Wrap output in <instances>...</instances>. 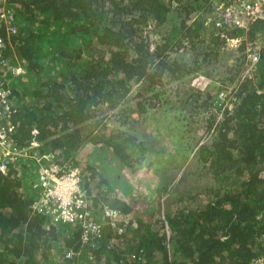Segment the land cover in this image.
I'll return each instance as SVG.
<instances>
[{
	"label": "trees",
	"instance_id": "obj_1",
	"mask_svg": "<svg viewBox=\"0 0 264 264\" xmlns=\"http://www.w3.org/2000/svg\"><path fill=\"white\" fill-rule=\"evenodd\" d=\"M3 1L12 16L7 23L16 27L12 33L6 23L0 29L9 41L5 53L24 68L1 84L10 87L8 97L17 109L10 136L20 145L38 144L56 162L78 166L83 186L94 194L93 207L118 209L129 224L121 234L104 225L99 243L83 245L80 228L52 224L34 210L33 171L24 169L22 176L15 169L0 172V264H251L264 252V21L247 30L223 22L217 31L212 27L217 0ZM226 37L243 40L230 48L238 67L228 68L232 73L205 91L190 86L191 99L181 101L189 100L192 108L184 115L191 135L200 113L223 106L217 100L220 90L228 91L232 105L225 106L220 119L206 118L190 150L196 164L188 185L173 184L162 209L148 204L151 198L135 192L131 183L127 194L109 186L97 172L95 151H108L111 159L147 178L146 167L136 168L151 160V153L164 154L135 134L149 121L159 126L147 106L148 93L158 97L166 90L163 76L181 81L200 68L197 60L187 62L189 56L176 59L180 51L200 53L207 62L227 47ZM255 39L263 42L259 57L244 72L245 43ZM105 105L117 110L123 132L112 133L97 120L96 110ZM169 137L174 148L186 138L184 133ZM85 142L96 147L79 161L76 153ZM69 249L82 252L67 259Z\"/></svg>",
	"mask_w": 264,
	"mask_h": 264
},
{
	"label": "rangeland",
	"instance_id": "obj_2",
	"mask_svg": "<svg viewBox=\"0 0 264 264\" xmlns=\"http://www.w3.org/2000/svg\"><path fill=\"white\" fill-rule=\"evenodd\" d=\"M219 2V0L216 1L219 6L216 12H214L216 21L212 25V27L217 29V31V27L219 26V22L217 20L218 13H221V11H219L221 3ZM221 2H223V0H221ZM5 4L6 3H4V5ZM7 5H10V2H7ZM145 32L149 34L151 39L155 35L151 31V27L149 26L145 28ZM243 38L244 40L249 39L246 34ZM254 43H257L258 46L261 47V44L263 42L262 40L255 39L254 41H249L248 45L254 46ZM224 46L227 45L225 44ZM226 48L221 47V54L217 55L215 58L209 56V58H207V62H204V60L201 59L202 56L200 53L191 54V52L189 53L180 51L179 54L175 56L174 54H172L176 59H181L182 61L187 60L189 56L190 59L187 62L194 65L193 61L197 60L200 68L194 67L197 70L188 74L185 78L180 79L181 81H174L169 78L168 75L163 76L162 83H164V85L162 88L165 87L164 89L166 90L158 97L152 96V93H148L147 95V106L149 108H152L154 117L161 120H159L160 122L158 121L159 126L157 127V122L149 121L148 124H143L139 130H135V134L138 135L139 138L144 139L146 145L155 147L156 149L157 147H159L164 151V154H160L159 152L154 154L151 153V160L143 162L142 166L140 165L136 168L139 171L146 168L147 170H149V174L147 178H145L143 173H141L140 175L134 174V171H131V169H128L125 166L121 165V163L116 158L111 159L110 153L108 154V151H95L94 159L97 163V172L104 176L106 183L109 186L113 187L114 189L117 188L120 193L122 192L127 194L129 192V189H132L129 185V183H131L133 189L137 190L135 192L142 193L144 196L151 198L148 204L152 201L153 206H157L159 207V209H162L163 207H167V205L169 204V195H166V193L167 191L172 189L173 184H177L179 185V187L188 185L192 174H194L193 170L195 169L196 164L194 161L193 151L190 150L194 146V141L196 140V138L202 135L205 126L208 123L206 118L208 117V115H215V118L218 120L222 117L225 106H228V108H231L232 106L228 100V91L220 90L217 94V100L219 101V103H223V106L220 109H217L213 106L207 111L208 113H200L202 119L200 118L199 123H196L195 127L197 128V131H194L191 135L190 133L188 134V128L190 124H187V121L189 120V118L184 117V115H188L186 111L192 109L189 103V100L191 99L189 94H192L191 88H196L201 91H205L206 88H211L215 83H217L218 78L232 73L233 70L229 73L227 72L228 68L231 67L232 69H236L238 67V60L235 59L236 53H233L231 51V47H228L227 49ZM172 55L171 57H173ZM248 64L249 62H245L243 64V67H245L244 72L249 71V69L251 68L248 67ZM167 80H170V82L166 84L165 82ZM187 96L189 100H187L185 105H183L181 101L187 98ZM106 107L107 106L105 105L102 111H100V108L96 110L95 114L99 118H97V120L100 121L101 125H108V129L112 131V133H119L120 131L123 132L126 127L119 126L118 116L114 114L117 110L108 109ZM118 109L122 110L121 108ZM179 109L181 111V114H179ZM133 116H135V114H132V117ZM91 126H93V120ZM191 127H193V125H191ZM170 133H175L178 136H180L181 133H184L186 138L181 139V142H183V144H181L179 147L174 148L173 142H171L169 137ZM187 141L190 144L189 149H186L184 147V142ZM175 143L176 141L174 142V144ZM95 147L96 146L91 142H85L84 144H82L79 151L76 153L78 160H85L84 154L86 152L93 151ZM170 152L171 154H169ZM105 154H108L107 157L104 156ZM103 156L106 158V160L104 161L102 159L104 158ZM92 158L93 156L91 158H88L87 161L89 163H93L94 159ZM111 162H115V166L110 165ZM22 175L23 174L21 172V176ZM28 175L29 172L25 176ZM134 176L136 177L135 179ZM102 183L103 186L101 188L104 190L105 183L104 181ZM145 185L146 187L144 188L143 186ZM142 189H145L146 191H142ZM100 203H103V201H101Z\"/></svg>",
	"mask_w": 264,
	"mask_h": 264
},
{
	"label": "built area",
	"instance_id": "obj_3",
	"mask_svg": "<svg viewBox=\"0 0 264 264\" xmlns=\"http://www.w3.org/2000/svg\"><path fill=\"white\" fill-rule=\"evenodd\" d=\"M222 6L217 19L219 25L224 22L230 27L247 29L257 21H264V0H223L220 8ZM9 18H12L11 13L0 0V29L6 23L5 30L12 33L16 27L13 23H7ZM2 34L0 30V172L6 174L10 169H15L20 176L24 169L33 171L34 176L29 180V186L35 193L34 210L45 215L52 224L65 223L80 228L83 245L99 243L104 225L113 228L117 234L123 233L129 219L118 209L105 205L99 209L93 207V193L83 186L78 166L56 162L52 153L41 151L38 144L20 145L10 136L15 130L11 115L17 109L12 107L14 101L8 97L10 87H3L1 84L8 83L9 73L17 76L24 70L5 53L9 41ZM242 41L241 38L226 37V45L231 48L238 47ZM245 44L248 67H252L258 60L260 47L257 43L254 46L248 45L249 42ZM262 241L264 244V235ZM81 252L82 250L76 252L69 249L64 256L73 259ZM251 264H264V252L252 259Z\"/></svg>",
	"mask_w": 264,
	"mask_h": 264
},
{
	"label": "crops",
	"instance_id": "obj_4",
	"mask_svg": "<svg viewBox=\"0 0 264 264\" xmlns=\"http://www.w3.org/2000/svg\"><path fill=\"white\" fill-rule=\"evenodd\" d=\"M77 159H78V158H77ZM92 159H93V158H92ZM29 173H30V172H29ZM29 177H31L30 174H29ZM91 192H92V191H91ZM93 195H94V194H93ZM92 204H93V202H92ZM94 210H95V209H94ZM127 218H128V217H127ZM128 224H129V223H128ZM131 225H132V228L134 229V228H135V223L132 222Z\"/></svg>",
	"mask_w": 264,
	"mask_h": 264
},
{
	"label": "clouds",
	"instance_id": "obj_5",
	"mask_svg": "<svg viewBox=\"0 0 264 264\" xmlns=\"http://www.w3.org/2000/svg\"><path fill=\"white\" fill-rule=\"evenodd\" d=\"M2 1V4H4L5 2L3 1V0H1ZM15 63H17V64H19L17 61H14ZM20 65V64H19ZM17 111V110H16Z\"/></svg>",
	"mask_w": 264,
	"mask_h": 264
}]
</instances>
